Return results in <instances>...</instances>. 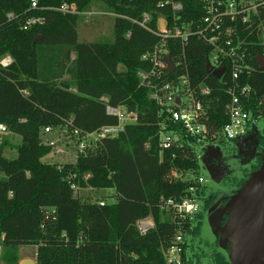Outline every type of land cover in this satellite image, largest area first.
Segmentation results:
<instances>
[{"label": "trees", "instance_id": "obj_1", "mask_svg": "<svg viewBox=\"0 0 264 264\" xmlns=\"http://www.w3.org/2000/svg\"><path fill=\"white\" fill-rule=\"evenodd\" d=\"M36 1L32 9V0H0V59H13L8 68L0 67V125L21 139L15 159L6 157L5 144L0 145V262L19 264L21 249L32 246L37 247V264H164L163 249L180 230L195 238L208 199H214L210 188L198 183L200 154L212 144L222 148L245 143L264 154V67L259 63L264 58V8L250 24H235L245 40L249 70L237 82L228 63L221 80L207 73L214 48L199 37H190L183 47L169 42L175 63L185 54L192 86L210 90L201 98L210 136L199 144L177 128L185 147L162 153L157 138L160 108L138 77L151 69L142 57L159 39L134 21L148 14L153 30L161 18L173 23L171 5L160 6L169 1L182 4L180 22L197 24L204 15L199 0ZM64 5H74L77 13L61 12ZM93 9L113 16V40H79V28ZM30 18L43 22L24 29ZM233 86L248 88L241 101L251 121L243 138L226 140L220 132L228 123ZM108 107H125L138 121L118 138L104 140L94 153L79 155L75 164L44 161L52 153L41 139L46 128L69 124L90 133L117 125ZM172 171L192 175L173 179ZM73 186L110 190L115 201L100 206L99 201L82 200ZM192 197L201 201L202 211L186 220L162 206L164 200ZM147 217L154 228L142 236L137 223ZM216 262L228 264L219 255Z\"/></svg>", "mask_w": 264, "mask_h": 264}, {"label": "built area", "instance_id": "obj_2", "mask_svg": "<svg viewBox=\"0 0 264 264\" xmlns=\"http://www.w3.org/2000/svg\"><path fill=\"white\" fill-rule=\"evenodd\" d=\"M199 2L204 15L197 24L180 22L178 14L183 11L182 4L169 1L161 3L160 6L171 5L173 23L168 24L165 19L161 18L158 20V29L153 30L149 26L151 17L148 14L143 15L141 22L134 21L159 39L157 45L142 57L143 61L151 65V69L140 71L138 77L140 85L148 89L149 99L160 108V118L163 120L159 123L157 138L162 153L171 151L173 148L182 149L185 147L177 128L185 132L186 136L194 138L199 144H205L210 136L209 128L206 125L207 109L201 100L202 97L210 95V90L205 86L195 88L192 86L185 54L183 53L175 63L170 54L169 42L177 41L183 47L187 45L190 37H199L214 48L209 59L214 69H226L223 65L228 63L231 79L233 82H237L241 75L249 70L245 64L246 53L242 49L245 40H241L235 24L238 21L242 25L250 24L253 18L258 17L260 8H264V0H199ZM36 7L37 1L32 0V9H36ZM60 11L65 14L77 13L74 5H64ZM12 17L13 15H9V18ZM42 22L40 18H30L25 22L24 29L32 28ZM262 40L264 41V32ZM166 57H170L174 64L173 72L169 70ZM12 63L13 59L10 55L0 59L1 68H8ZM23 94L27 95L28 93L25 91ZM229 94L231 101L227 106L228 123L222 128L220 137L226 140H237L246 135L251 121V115L241 101L242 97L249 95V90L245 87L233 86L230 88ZM178 99L180 103L177 101ZM107 113L117 118V125L104 126L90 133L81 132L69 124L61 127L68 134L70 132L71 139L76 142L78 156L94 153L104 140L118 138L128 125L138 121L137 114L129 112L125 107H108ZM169 123H172L176 128H170ZM52 130V128H46L44 133L49 134ZM7 131L6 126L0 125V134H5ZM57 152L65 153L62 149H58ZM171 175L173 179H178L181 175H186L188 179L191 176L187 175L192 174L172 171ZM198 183L204 184V179L198 178ZM72 188L77 194L78 188L75 186ZM190 192L194 193L195 191L192 188ZM109 201L114 202L115 199L112 198ZM106 202L99 201V204L104 206ZM162 206L172 211L180 220H186L199 212L201 201L196 197L185 198L182 201L169 199L162 201ZM137 227L139 233L145 236L154 228L152 217L140 220ZM187 236L186 232L182 230L173 236L163 249L164 264H186Z\"/></svg>", "mask_w": 264, "mask_h": 264}, {"label": "water", "instance_id": "obj_3", "mask_svg": "<svg viewBox=\"0 0 264 264\" xmlns=\"http://www.w3.org/2000/svg\"><path fill=\"white\" fill-rule=\"evenodd\" d=\"M166 62L170 72H173L175 67L171 58L166 57ZM259 63L264 67V58L260 57ZM206 71L221 80L226 69H214L208 61ZM177 101L180 103L179 99ZM227 200L222 208L223 202ZM224 215L227 222L223 227L221 219ZM204 225V230L221 233V246L228 264H264V159L259 170L250 175L240 189L229 193L211 207L205 216ZM20 264L37 263L26 259Z\"/></svg>", "mask_w": 264, "mask_h": 264}, {"label": "rangeland", "instance_id": "obj_4", "mask_svg": "<svg viewBox=\"0 0 264 264\" xmlns=\"http://www.w3.org/2000/svg\"><path fill=\"white\" fill-rule=\"evenodd\" d=\"M113 16L102 15L93 9L92 13L86 14L83 20V24L79 28V40L82 42H92L95 40H113V31L111 28ZM43 143L52 147V153L44 158L45 162L53 164H75L77 161V145L76 142L71 139L65 129H53L51 133L41 134ZM21 139L11 135L8 131L5 134H0V145L5 144V155L8 158L15 159L17 153L14 151L15 146ZM53 145V146H52ZM213 147L205 149L200 154L201 157V170L200 177L204 179V185L210 184L214 186L217 182L219 175H216L214 170H209L212 159L218 156L217 147L212 144ZM58 149L65 151L64 154H59ZM230 168V167H229ZM238 170V167H235ZM190 177L191 175H187ZM208 182V183H207ZM77 196L82 200L88 202L97 201H109L112 199L113 192L110 190H92V189H79L77 190ZM37 247H23L20 251V262L26 259L36 261ZM0 264H4L0 262Z\"/></svg>", "mask_w": 264, "mask_h": 264}, {"label": "flooded vegetation", "instance_id": "obj_5", "mask_svg": "<svg viewBox=\"0 0 264 264\" xmlns=\"http://www.w3.org/2000/svg\"><path fill=\"white\" fill-rule=\"evenodd\" d=\"M216 147L218 156L212 159L209 170H214L219 177L214 186L205 184L210 188V193L213 195L210 197H214V199H208L211 201L210 206L206 211H203L204 219L200 233L195 238L187 236L186 264H217L218 255L225 259L221 246V233L213 230H204L205 216L218 200L240 189L250 175L259 170L263 162L264 154L259 153L257 146L250 143L240 144L235 147H229V145L222 148L218 145ZM235 167H238V170ZM245 175H248V177ZM244 178L245 181H242ZM227 202L228 200L223 202L222 208ZM201 211L200 206L199 212ZM226 222L227 217L224 215L221 219V226L224 227ZM227 250H229V246Z\"/></svg>", "mask_w": 264, "mask_h": 264}, {"label": "crops", "instance_id": "obj_6", "mask_svg": "<svg viewBox=\"0 0 264 264\" xmlns=\"http://www.w3.org/2000/svg\"><path fill=\"white\" fill-rule=\"evenodd\" d=\"M22 250V249H21Z\"/></svg>", "mask_w": 264, "mask_h": 264}]
</instances>
